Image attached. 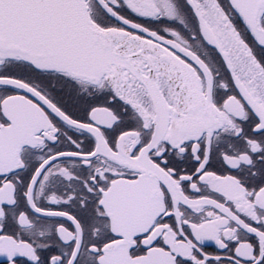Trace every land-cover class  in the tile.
<instances>
[{
    "label": "snow or ice",
    "instance_id": "obj_1",
    "mask_svg": "<svg viewBox=\"0 0 264 264\" xmlns=\"http://www.w3.org/2000/svg\"><path fill=\"white\" fill-rule=\"evenodd\" d=\"M0 264H264V0H0Z\"/></svg>",
    "mask_w": 264,
    "mask_h": 264
}]
</instances>
